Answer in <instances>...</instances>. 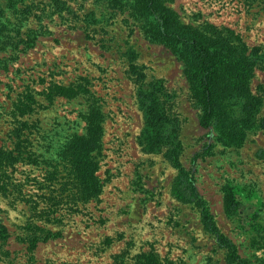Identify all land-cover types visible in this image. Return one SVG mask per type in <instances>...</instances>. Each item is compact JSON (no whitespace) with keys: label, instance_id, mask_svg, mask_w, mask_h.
Listing matches in <instances>:
<instances>
[{"label":"rangeland","instance_id":"374dc122","mask_svg":"<svg viewBox=\"0 0 264 264\" xmlns=\"http://www.w3.org/2000/svg\"><path fill=\"white\" fill-rule=\"evenodd\" d=\"M163 5L193 30L264 53V0ZM143 14L136 0H0V264H226L181 198L165 150L138 144L144 121L130 48L173 99L181 166L216 227L242 259L264 264V68L249 81L260 102L254 126L223 136L219 116L203 128L185 61L154 38ZM91 117L99 128L88 195L62 157Z\"/></svg>","mask_w":264,"mask_h":264},{"label":"trees","instance_id":"16d2710c","mask_svg":"<svg viewBox=\"0 0 264 264\" xmlns=\"http://www.w3.org/2000/svg\"><path fill=\"white\" fill-rule=\"evenodd\" d=\"M136 1L143 15L153 18L151 29L154 38L185 61L189 81L196 87L195 96L201 106L200 126L209 128L215 117L217 122L220 121L219 116L225 117L227 125H222L225 121L222 118L219 130L223 136L226 132L227 135H244L257 122L260 102L251 94L249 81L257 66L264 68V53L257 47L248 50L244 43L231 44L224 37H208L179 23L175 14L163 5L165 0ZM125 57L129 71L136 79L135 97L144 121L137 139L139 146L152 152H160L162 148L165 150L166 157L177 170L176 183L181 198L197 211L203 232L222 252L225 263L251 264L238 255L236 246L216 227L206 201L195 188L193 177L181 166L180 157L184 152L180 138L181 124L172 113L173 99L166 92L163 81L146 76L143 65L136 63L137 54L131 48ZM56 92L61 96L76 95L72 88L56 87ZM23 108L27 110L29 107L25 105ZM258 124L264 127V119ZM98 128V120L91 117L88 120V133L73 135L63 148V168L68 170L67 176L74 175L88 195L94 192L97 180L93 152ZM217 143L222 147L227 146L221 138L217 139ZM213 149L208 147L207 153L213 154ZM228 204L231 208L233 199L229 198ZM0 234H5V229L1 228ZM5 238L3 235L0 239Z\"/></svg>","mask_w":264,"mask_h":264}]
</instances>
